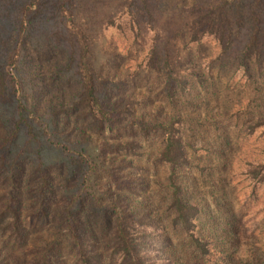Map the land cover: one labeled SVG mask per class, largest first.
I'll use <instances>...</instances> for the list:
<instances>
[{"label": "rangeland", "instance_id": "374dc122", "mask_svg": "<svg viewBox=\"0 0 264 264\" xmlns=\"http://www.w3.org/2000/svg\"><path fill=\"white\" fill-rule=\"evenodd\" d=\"M81 55L103 106L129 103L119 131L83 117ZM171 116L205 168L192 167L190 198L219 229L214 198L234 215L235 237L216 240L232 264H264V178L251 176L264 164V0H0V209L10 201L24 228L0 237V258L32 263L49 248L55 264H79L69 222L117 264L112 204L158 218L168 198L158 135L124 128ZM129 138L134 151L93 171L87 154Z\"/></svg>", "mask_w": 264, "mask_h": 264}, {"label": "trees", "instance_id": "16d2710c", "mask_svg": "<svg viewBox=\"0 0 264 264\" xmlns=\"http://www.w3.org/2000/svg\"><path fill=\"white\" fill-rule=\"evenodd\" d=\"M81 57L79 63L83 96L79 101V106L83 117L91 118L99 131H103L105 128L107 131H113L112 127H116L115 130L119 131L118 125L122 121L121 118L124 119L123 117L132 113L129 103L119 108L116 106L104 107L95 95L93 74L85 64L83 55ZM165 64L167 65L166 62ZM176 83L177 87L182 89L180 80H177ZM168 96L171 97L169 92ZM182 123L183 120L180 116L158 118L151 124L137 123V120L131 118L124 128L129 132L132 128H136L138 130L137 137L145 138L150 134L158 135L161 143L158 161L165 166L167 171L165 187L168 198L166 208L158 218L152 216L147 209L137 212L133 207V210L124 212L121 206L119 207L116 203L112 204V243L107 257L109 261H116L117 264H232L230 257L227 256L228 247L224 249V246L221 247V243L216 239L225 236L228 240L230 234L235 237L237 227L233 219L234 215L229 214V211L225 213V210L214 198L221 219L219 229V226L215 227V224L213 225L209 221L210 214L205 211L204 206L190 198L189 192L192 191L193 181L189 177L192 175V167L197 169V164L193 166L188 160V149H192V144L185 142L181 134ZM215 137L223 139L220 133H217ZM136 144L137 140L133 138L120 139L112 145L101 144L98 155L87 154L90 158L89 162L93 164V171L96 170L97 164L93 162L96 157L106 153L134 151ZM206 148H204L205 151ZM113 167L116 171L121 168V164ZM263 169L264 164L258 162L252 167L251 176L257 179L259 176L261 179L264 178ZM197 170L203 173L205 168L202 166ZM66 223L68 240L76 253L75 263L102 264L101 253L93 251L90 243H85L78 238L75 229L69 222ZM23 230L24 228L20 224L19 210L12 206L10 201H7L0 209V237L5 236L9 231L16 239H21ZM227 240H222L223 245L226 246ZM175 254L181 258L182 262L175 257ZM250 255L252 254H247V256ZM51 256L48 248L42 251L35 262L26 263L12 260L11 264H55ZM250 257V260L242 258V261L249 260V263H252L251 260L256 259L254 256ZM0 264H10V262L5 263L4 257H2Z\"/></svg>", "mask_w": 264, "mask_h": 264}]
</instances>
